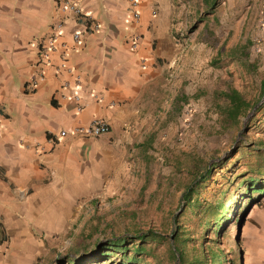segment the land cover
I'll use <instances>...</instances> for the list:
<instances>
[{"label":"crops","instance_id":"1","mask_svg":"<svg viewBox=\"0 0 264 264\" xmlns=\"http://www.w3.org/2000/svg\"><path fill=\"white\" fill-rule=\"evenodd\" d=\"M75 1L97 31L57 0H0V264H48L45 240L83 227L149 158L140 150L152 89L173 62L172 1L138 0L137 21L125 0ZM94 118L109 131L61 135ZM250 230L244 264H264V211Z\"/></svg>","mask_w":264,"mask_h":264},{"label":"rangeland","instance_id":"2","mask_svg":"<svg viewBox=\"0 0 264 264\" xmlns=\"http://www.w3.org/2000/svg\"><path fill=\"white\" fill-rule=\"evenodd\" d=\"M171 1L173 62H167L164 88L152 89L158 90V95L145 129L147 136L153 138L146 154L149 162L144 166L143 161L135 160L134 176L118 193L105 199V206L98 201L83 227L45 240L44 253L47 252L46 258L49 256L45 263L68 264L73 259L74 264H106L108 260H103L97 242L136 229L171 227L169 241L173 245V217L183 208L184 183L197 175L204 164L208 168L215 164L216 168L209 180L199 184L200 199L212 198L218 188L230 184L233 172L249 168L264 172V156L254 150L259 141H264V93L237 124L224 122L216 108L226 101L220 93L229 89L238 90L251 103L257 98L264 77V0ZM245 59L256 63L254 74L242 66ZM160 93L162 97H158ZM205 173L192 181L189 189ZM234 189L236 183L231 185L230 193H236ZM243 205L247 206L246 214L240 205L234 219L231 211L235 207L237 210V205L232 202L228 212L231 220L219 244L236 253L240 248L241 255L245 253L250 227L258 213L264 211V198L246 199ZM176 208L170 217L169 211ZM181 219L184 228H196L198 218L187 215ZM167 249V243L155 245L154 254L162 256Z\"/></svg>","mask_w":264,"mask_h":264},{"label":"trees","instance_id":"3","mask_svg":"<svg viewBox=\"0 0 264 264\" xmlns=\"http://www.w3.org/2000/svg\"><path fill=\"white\" fill-rule=\"evenodd\" d=\"M241 62L244 69L250 74L256 72V63L246 59ZM263 93L264 77L260 80L257 98L252 103L245 100L238 90L229 89L220 93V96L225 98L226 101L224 104H217L216 108L224 122L237 124L240 121L239 117L259 101ZM152 143L153 138L149 136L142 146L144 148L143 152L141 150L140 153L145 154V151L152 147ZM254 150L264 156V141H259L257 148ZM149 158L146 159V164L149 162ZM207 168L204 164L197 175H192V178L184 183L183 208L177 216L173 217V245L169 241L171 227H169V230L149 228L141 231L136 229L133 233H125L97 242L98 248L102 252L101 256L104 257L103 260H108L106 264H175L176 257H178V264H241L240 248L236 253V250L232 248L224 250L219 244L222 238L225 237L226 225L231 220L228 212L232 202L237 205V210L235 207L231 211V218L236 219L233 216L240 211V205L243 208L242 213L246 214L245 209L247 206L243 205L246 199L254 200L258 196L260 199L264 198V172H259V169L255 171L252 168L240 173L233 172L230 184L218 188L212 198L200 199L198 196L199 184L211 178L216 166L214 164ZM205 171L206 173L202 176V179L189 189L191 182ZM245 173L247 174L244 175ZM228 176H231V174H228ZM226 180L228 181L229 177H226ZM233 181L234 183L231 184ZM235 183L237 189L233 191H237L236 193H230L231 185L235 186ZM176 210L177 208L169 211L170 217L173 216ZM187 215L198 218L194 230L184 228L185 225L181 218ZM164 243H167L168 247L166 252L162 256L154 254V246ZM150 258L151 261H149ZM74 262L72 259L68 264H74ZM84 264H96V262L90 261Z\"/></svg>","mask_w":264,"mask_h":264},{"label":"built area","instance_id":"4","mask_svg":"<svg viewBox=\"0 0 264 264\" xmlns=\"http://www.w3.org/2000/svg\"><path fill=\"white\" fill-rule=\"evenodd\" d=\"M58 5L60 6V9L62 11H70L72 12L84 25L85 29L89 32L97 31L100 27L99 22L96 20L95 17L92 16V14L85 12L80 8L75 0H57ZM127 3V7L132 11L131 16L132 18L137 21L140 17L139 12V1L138 0H125ZM61 24H58V27L61 28ZM73 38L75 41L79 39V33H74ZM136 39V38H135ZM135 39H133L132 47H135L137 44L135 42ZM43 80V76L40 75L38 78L33 79L30 82L31 86H36L39 81ZM77 98V96H75ZM81 107H78V110H80ZM109 131V125L104 120L100 118H94L90 124L87 126H77L72 128L71 130H62L61 135H66L67 133H71L73 135H81L84 137H96L100 136L102 134H105Z\"/></svg>","mask_w":264,"mask_h":264},{"label":"water","instance_id":"5","mask_svg":"<svg viewBox=\"0 0 264 264\" xmlns=\"http://www.w3.org/2000/svg\"><path fill=\"white\" fill-rule=\"evenodd\" d=\"M241 261H242V258H241Z\"/></svg>","mask_w":264,"mask_h":264}]
</instances>
